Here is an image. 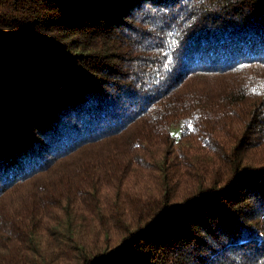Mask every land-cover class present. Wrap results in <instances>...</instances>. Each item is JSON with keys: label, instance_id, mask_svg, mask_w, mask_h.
<instances>
[{"label": "trees", "instance_id": "1", "mask_svg": "<svg viewBox=\"0 0 264 264\" xmlns=\"http://www.w3.org/2000/svg\"><path fill=\"white\" fill-rule=\"evenodd\" d=\"M0 264H264V0H0Z\"/></svg>", "mask_w": 264, "mask_h": 264}]
</instances>
